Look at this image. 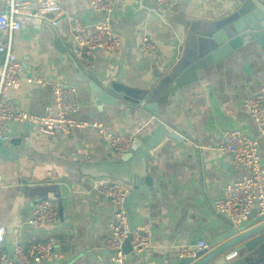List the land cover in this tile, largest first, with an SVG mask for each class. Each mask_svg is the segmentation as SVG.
<instances>
[{
	"label": "crops",
	"instance_id": "obj_1",
	"mask_svg": "<svg viewBox=\"0 0 264 264\" xmlns=\"http://www.w3.org/2000/svg\"><path fill=\"white\" fill-rule=\"evenodd\" d=\"M245 1L175 0L166 10L156 0H114L111 29L118 46L111 52L81 48L73 38V20L83 25L84 38L103 20L90 0H67L59 14L13 34L22 75L20 88L8 97L17 109L45 114L53 104V84L62 81L78 87L73 118L89 126L44 137L30 124H6L9 140L2 145L18 158L0 155V225L7 229L0 252L16 242L29 246L56 237L57 259L41 264H116L105 249L113 221L110 201L94 190L99 179L83 176L80 169L121 161L123 154L108 148L107 134L133 136L137 144L150 140L160 126L169 133L148 158L153 185L130 204L135 228L151 236L152 247L131 253L126 263L176 264L186 257L181 251L187 245L204 240L212 246L226 232L228 223L214 213L213 202L247 172L216 147L224 131L241 130L258 140L264 167V135L244 108L245 99L264 88V52L252 43L199 70L195 81L184 86L176 81L218 47L215 34L236 18ZM5 10L0 0V13ZM45 23L54 26L67 52L58 50ZM144 36L156 44L154 53L139 52ZM87 78L119 94L114 103L96 105ZM96 122L104 133L90 125ZM40 199L57 201L58 218L32 230L25 222ZM259 216L255 207L244 229ZM239 254L237 260L264 264V245L253 255Z\"/></svg>",
	"mask_w": 264,
	"mask_h": 264
},
{
	"label": "built area",
	"instance_id": "obj_2",
	"mask_svg": "<svg viewBox=\"0 0 264 264\" xmlns=\"http://www.w3.org/2000/svg\"><path fill=\"white\" fill-rule=\"evenodd\" d=\"M67 0H3L5 12L0 13V143L8 142L7 123L30 124L44 137H52L57 132L69 134L75 127H88L89 124L78 121L73 115L79 110L78 87L62 81L52 86L53 104L46 108V113L34 115L25 113L15 106L8 97L10 91H17L21 85L22 64L12 47V36L16 31L26 30L29 26L47 20L50 15L61 12L62 3ZM92 9L103 15V20L94 26V32L88 38L82 33L84 27L77 19L71 23V33L78 46L87 50L113 51L118 42L111 29L114 0H90ZM159 7L169 10L175 0H156ZM156 44L144 36L139 45L141 54L154 53ZM42 84V82L40 81ZM244 108L264 135V88L245 99ZM99 133H104L101 123L90 124ZM108 148L118 154H126L134 145L133 136L107 134ZM216 150L231 160L236 167H242L246 174L237 182L226 186L223 196L213 202L214 213L241 232L245 228L252 210L257 207L259 215H264V167L258 149V140L238 129L226 130ZM94 190L106 197L111 204L113 221L110 234L105 242V249L111 252L116 264H127L130 254L124 251V243L130 236L131 253L140 254L152 247L151 236L142 228L130 230L126 200L132 191L127 183L110 179H99L94 183ZM58 218V203L55 199H40L25 225L32 230H39ZM7 229L0 225V245L5 244ZM60 240L52 237L47 241H35L29 246L16 242L10 248L0 252V264H41L57 259V246ZM210 245L204 240L187 245L181 253L183 257H194L198 251L209 250ZM181 254V255H182ZM234 250L225 256L226 262L239 258Z\"/></svg>",
	"mask_w": 264,
	"mask_h": 264
},
{
	"label": "water",
	"instance_id": "obj_3",
	"mask_svg": "<svg viewBox=\"0 0 264 264\" xmlns=\"http://www.w3.org/2000/svg\"><path fill=\"white\" fill-rule=\"evenodd\" d=\"M51 31L55 43L60 52H67L61 44L57 30L52 24L45 23ZM217 48L204 57L199 58L188 66L177 79L178 86L187 85L197 79V72L209 65L218 63L234 52L249 44L255 43L264 52V5L258 0H246L243 7L237 12L236 18L231 20L222 30L215 34ZM4 56L1 57V63ZM90 88V94L96 105L113 104V95L119 96L112 89H103L97 82L86 79ZM113 97V98H112ZM149 110V107L144 106ZM169 131L166 127L160 126L151 134V139L135 143L130 152L123 154L121 161L117 163L106 162L103 164L82 166L81 173L93 179H112L127 183L132 187L127 197L125 206L129 216L130 230L135 228L131 202L141 192H146L153 185V178L149 174L148 158L151 150L160 143ZM27 134V131H26ZM12 142L21 146V140L15 139ZM0 155L7 158H18L12 154L7 147L0 143ZM264 245V215L257 217L249 228L238 229L227 225L226 232L210 247L209 250L198 251L194 257H185L176 264H248L244 258L226 262V254L236 250L253 255L258 247ZM124 251L131 254L130 236L124 243Z\"/></svg>",
	"mask_w": 264,
	"mask_h": 264
}]
</instances>
